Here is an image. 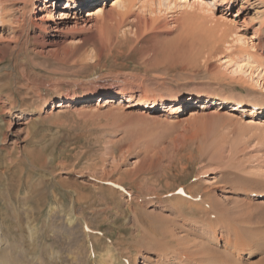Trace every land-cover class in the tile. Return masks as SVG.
<instances>
[{
	"label": "rangeland",
	"instance_id": "obj_1",
	"mask_svg": "<svg viewBox=\"0 0 264 264\" xmlns=\"http://www.w3.org/2000/svg\"><path fill=\"white\" fill-rule=\"evenodd\" d=\"M24 1L0 0V264H143L169 240L162 218L231 256L224 238L216 243L209 235L197 236L219 218L222 233L231 226L239 230L242 246L231 263L264 264V208L245 205L258 195L228 191L264 190L259 118L241 122L213 115L168 126L123 109L96 111V99L40 114L60 93L84 94L114 83L138 95L173 91L180 104L192 102L197 91L217 94L230 106L242 102L240 108L264 100L263 86L231 73L235 54L252 48L232 41L234 35L223 42L231 30L217 21L222 12L216 9L209 23L218 31L217 49L201 58V32L186 25L190 15L182 8L148 7L144 0L119 15L116 0H101L55 21L52 0L42 1L38 25L22 43ZM249 3L238 15L239 1L227 17L235 20L236 32L258 45L252 25L242 20L263 6L259 0ZM98 7L114 14L119 25L107 38H90L83 26L88 11ZM242 118L249 120V113ZM180 187L185 194L177 193ZM222 195L235 197L227 201ZM175 249L168 252L176 261L158 263L179 264L181 249Z\"/></svg>",
	"mask_w": 264,
	"mask_h": 264
},
{
	"label": "bare ground",
	"instance_id": "obj_2",
	"mask_svg": "<svg viewBox=\"0 0 264 264\" xmlns=\"http://www.w3.org/2000/svg\"><path fill=\"white\" fill-rule=\"evenodd\" d=\"M42 1L47 2V0H25L23 2V11L21 12V33L19 35V39L22 43H25L29 39V37L31 38V29L38 25L37 22H35L37 18L36 12L42 8L40 6V2ZM60 1L62 0H52L53 6H55V8L57 9V11L52 15V17H57L58 15L57 18L55 17V21H57L58 19H62L63 16L69 15L67 13L68 10L74 9L80 11L89 7L92 4L101 2V0H67L68 2L65 5H61L60 3H57ZM136 1L144 0H116V6L113 7L114 11L117 12L118 10H126L134 6L136 4ZM239 1L240 7L237 9V14L242 15L248 9L250 5L249 2L251 0H146V4L148 7L156 5L159 9H162V7H165L166 9L182 8L183 12L188 13L190 17L188 18L186 25L188 24L187 26L194 27L195 31L197 30L201 32V37L199 40L202 42V46L198 50L201 58H204L205 55L209 54L212 49H217V44L219 42L218 31L212 28L213 26H211L212 23L210 21L215 18V10L219 9V11L222 12V15H220V18H218L217 21H219L221 25L227 26V29L231 30L228 31L231 33L227 35L225 39L224 37H222L223 42L225 41V44L229 43L228 41H226V39L230 35H234L232 41L241 43L242 47L244 48H252V50L250 52H247V54H244V52H239L235 54L236 56L233 60V68L231 70V73L239 75L240 78L245 77L251 79L255 81L259 86L264 87V0H259L263 8H256L254 12V18L250 17L249 20H247V18H243L242 20L243 23H250L252 25V29L254 31L253 37L257 39L258 45H254L253 42L251 43L248 37L244 36V34L236 32V29H238V27L232 26V23L235 22V20H230L227 17V14ZM96 9V11H88V17L83 19V26L87 27V29L91 31L88 34V37L96 38V36H98L101 38H107L111 34L114 26L119 27V25L117 23H113L115 18L113 16V19L112 15L114 14H109L110 12L108 13V11L104 7H98ZM120 11H118L119 15ZM95 13L97 15H95ZM88 23L90 24L88 25ZM209 23H211V25H209ZM55 24L57 25H53L54 28L56 27L60 29L61 25L56 22ZM119 24L121 26V24L123 23L119 22ZM211 52H213V50ZM255 74H257V77H259L256 80H254L255 78H253ZM109 86L110 87L105 90L96 89L94 91H88L84 94H78L74 91L60 93V96L57 98V101L51 102V108L47 110L41 108L40 114H50L53 111H65L71 107H75L78 103L80 104L83 102L84 106H89L90 103L94 99H96V103L93 106V109H95L96 111H100L102 108H107L109 110L123 109L124 111H127L129 113L134 112L135 115L140 118H147L148 120L151 119L155 121L156 124L159 123L161 125L169 126L171 124L170 126H186L188 124H192L198 121L199 119H205L204 121H206L207 118L214 115L222 116L225 118H235L241 122L254 121L255 119L259 118L264 127V116L260 118L264 114V100H260L261 102L259 100L252 101L248 106L245 105L240 108L239 106L240 104H243L242 102L236 101L234 105L230 106L229 104H227L226 101L219 102L217 100V94L213 96L204 91H197L195 92L196 94L192 95V102L188 104H180V100L177 98L178 96L173 91L156 90L148 94L138 95L132 89H129L128 87L127 89L118 83L110 84ZM159 102H162L163 104H160ZM184 107H186L185 110L183 109ZM235 111H240L241 116ZM246 111L247 113H249V120H244L242 118L246 115ZM30 119H35V117L32 116ZM228 191L231 192V194L233 193L238 195L244 194L248 196L252 193L254 195H258V197L253 200V203L251 205L248 204V202L247 204L245 202L244 203L252 211H257L258 209L264 208V190L255 192L251 189L230 188ZM223 197L227 201H230L235 196L224 195ZM222 198L218 197L217 200H222ZM207 201L208 200H206L205 202ZM208 203L210 204H208V207L214 206V210H218V204L216 202L208 201ZM196 204L193 203L192 206L198 207ZM181 208L182 207L178 206L176 209ZM223 210L224 212L227 211L226 208H224ZM207 211L208 210L205 208L203 213ZM162 219L164 222L162 223V232L164 233L165 237L169 240L166 243L162 244L164 248L162 253L155 256H146L145 260L142 261L143 264H157L158 262L166 260L167 257L169 262L176 261V258L173 256L174 254L171 253V256L169 253L170 251L168 252V250L171 248H176L175 250H177L178 247L181 249L180 251H178L179 249L177 250L178 252H180L181 255V259H179V264H192L191 262H193L194 264H232L231 256H234V254L232 255V253H236L238 251L239 246H242L240 239H238L237 237V231L239 230H234V228L231 226V229H228L227 231H224V233H222L220 229L216 228L223 221H220L219 218L217 220H213L215 222L213 226L211 225L213 223L210 224L212 228H204L200 230L197 236L203 238L209 235L210 239L216 243L219 242V239L224 238V244H222V246H224V250H228V248L231 249V256H228L226 254L222 256L223 254L221 255V252H218V250L210 246L208 243L203 242L201 239L200 241L199 239H197V237H191L190 233L188 232L184 233L185 229L183 227L185 226H183L182 224H179V226L175 225L178 228H171V226H169L170 223L167 224L165 222L166 219ZM178 229L181 230L180 234L177 232ZM182 231L183 233H181ZM171 240L174 241L175 244H172ZM169 242L172 245H170Z\"/></svg>",
	"mask_w": 264,
	"mask_h": 264
}]
</instances>
